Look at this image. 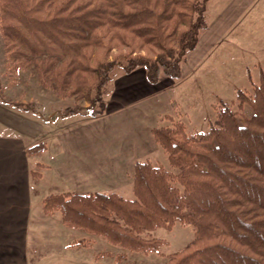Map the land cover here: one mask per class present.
<instances>
[{
    "label": "trees",
    "instance_id": "obj_1",
    "mask_svg": "<svg viewBox=\"0 0 264 264\" xmlns=\"http://www.w3.org/2000/svg\"><path fill=\"white\" fill-rule=\"evenodd\" d=\"M209 1L0 0L8 70L35 69L45 89L98 103L91 116H100L106 112L103 88L117 64L127 73L145 67L152 83L182 77L189 53L209 28ZM117 46L128 48L124 64L118 56L110 59ZM236 102L237 110L220 102L205 131L192 133L184 121L166 115L170 124L152 132L176 170L137 161L133 198L52 193L43 200L44 213L59 212L66 226L120 248L118 260L130 252L160 253L167 241L153 232L181 223L193 227L194 238L164 264H264L263 69L253 92L238 90ZM46 146L35 144L27 153Z\"/></svg>",
    "mask_w": 264,
    "mask_h": 264
},
{
    "label": "crops",
    "instance_id": "obj_2",
    "mask_svg": "<svg viewBox=\"0 0 264 264\" xmlns=\"http://www.w3.org/2000/svg\"><path fill=\"white\" fill-rule=\"evenodd\" d=\"M237 1L245 2L238 16L246 20L232 37L237 36L240 44H264V0ZM254 2L261 7L251 8ZM110 85L111 93L104 99L106 112L100 116L78 114L61 123L34 120L51 128L52 141L33 154L27 153L33 145L24 137L19 120L27 111L10 108L4 91L5 98H0V264H85L87 247L74 241L86 233L66 226L58 212L47 215L40 208L51 190L134 197L135 163L162 149L152 130L167 124L164 117L173 115L176 104L173 95L151 88L145 67L114 77ZM39 164L43 165L41 178L32 173Z\"/></svg>",
    "mask_w": 264,
    "mask_h": 264
},
{
    "label": "rangeland",
    "instance_id": "obj_3",
    "mask_svg": "<svg viewBox=\"0 0 264 264\" xmlns=\"http://www.w3.org/2000/svg\"><path fill=\"white\" fill-rule=\"evenodd\" d=\"M240 4L245 5V2L210 0L206 12L211 25L210 29L201 33L200 44L196 50L189 53L188 61L184 64L183 76L179 79L163 77L158 83L150 82L151 88H159L160 91L173 95L176 106L174 105L171 112L173 115L170 116L184 121L192 133L209 129V122L215 119V108L220 102H227L237 110L238 90L253 92L255 83L259 81L260 72L264 70V44H240L235 40L238 39L237 36L232 37L233 33L240 31L246 20L238 16L241 9ZM255 7L260 8L261 3L255 5L254 2L251 8ZM224 26H226L224 31L218 33V29ZM217 35L219 37L213 40ZM97 51L99 54L104 52L102 48H98ZM125 52H128L127 47L117 46L110 52V59L118 56L120 62L124 64L123 54ZM8 67L9 61L5 56V44L0 32V83L3 90L8 91L7 97L5 98L4 92L3 98L9 106L12 105L10 108L27 111L19 120H22L20 126L25 132L24 137L32 145L41 142L47 144L52 141L51 128L41 123L36 124L34 120L38 119L40 122L52 120L55 123H61L62 119L78 114L91 116L92 111L98 109V103L92 105L88 100L76 97L62 98L45 89L35 69H19L16 74H11ZM126 73L122 64H117L111 72V77L113 79ZM103 90L105 99V95H110L112 90L110 82L104 86ZM15 102L16 107L13 105ZM72 109L78 112L71 113ZM166 123L170 124V120H166ZM54 141L56 144V140ZM148 160L176 170L171 166L163 148L151 155ZM42 167L43 165L40 164L35 169L40 173L38 178L42 176ZM54 192L55 190H51V193ZM40 208L43 210V205ZM57 214L62 219L61 214L59 212ZM50 223L53 224L54 221ZM153 233L167 241L161 246L160 253L145 255L130 252L120 260L116 259V256L122 250L101 237L86 233V235L76 237L74 242L86 245L85 264H164L171 253L182 250L194 238L193 227L181 223H177L172 231L159 228ZM106 252H112L113 256L98 257L100 253Z\"/></svg>",
    "mask_w": 264,
    "mask_h": 264
}]
</instances>
